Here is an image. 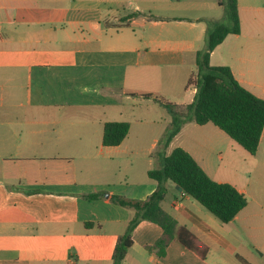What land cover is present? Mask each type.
<instances>
[{
	"label": "crops",
	"instance_id": "obj_1",
	"mask_svg": "<svg viewBox=\"0 0 264 264\" xmlns=\"http://www.w3.org/2000/svg\"><path fill=\"white\" fill-rule=\"evenodd\" d=\"M176 4L193 13L152 14L171 0H0V264H112L134 211L110 197L145 200L157 186L148 172L176 147L247 205L224 224L168 182L163 210L206 257L176 240L148 252L162 230L142 221L122 264H264V129L254 155L194 122L164 146L171 116L159 100L193 101L206 21L224 13L213 0ZM237 7L240 33L209 64L264 100V0ZM108 122L130 125L118 146L102 145Z\"/></svg>",
	"mask_w": 264,
	"mask_h": 264
},
{
	"label": "trees",
	"instance_id": "obj_2",
	"mask_svg": "<svg viewBox=\"0 0 264 264\" xmlns=\"http://www.w3.org/2000/svg\"><path fill=\"white\" fill-rule=\"evenodd\" d=\"M223 16L218 21H206L207 29L204 48L196 54L197 72L193 84L196 92L193 101L186 106L160 101L159 103L171 116V122L163 137L164 146H168L188 122L197 125L212 124L226 134L249 154L258 149L264 129V100L245 90L233 77L228 67H213L209 64L213 50L228 35L240 33L237 0H221ZM127 122H108L103 127L102 145L115 147L122 143L129 132ZM148 177L156 182V190L145 200H131L120 196H111L115 204L134 211L125 232L118 237L112 264H122L132 246V234L136 226L147 221L162 230V236L148 252L163 256L173 240L204 259L207 248L198 244L194 235L163 210L161 203L166 197L168 182L197 202L220 222H231L246 205V197L227 183L213 181L193 159L180 147L174 148L161 159L157 169L150 170ZM86 198L102 197V194L86 195ZM91 227V223H86Z\"/></svg>",
	"mask_w": 264,
	"mask_h": 264
},
{
	"label": "rangeland",
	"instance_id": "obj_3",
	"mask_svg": "<svg viewBox=\"0 0 264 264\" xmlns=\"http://www.w3.org/2000/svg\"><path fill=\"white\" fill-rule=\"evenodd\" d=\"M62 1V3H68V2H70L71 3V0H61ZM178 1H181V2H193V1H197V0H171V2L174 4L173 6H168V7H152L151 8V12H152V14H154V15H159V14H161V15H166V16H173V15H185V14H192L193 13V11L192 10H189V9H186V8H184V7H182V6H178L176 3L178 2ZM206 1H210V0H206ZM213 1H221V0H213ZM221 9V11H222V13L224 12V8L223 7H221L220 8ZM121 14H123V13H121ZM227 137V136H226ZM101 194H102V197L103 198H106L107 197V195H108V193H106L105 191H103V192H101ZM257 197H258V199L259 200H261L262 201V203H264V192L263 193H258L257 194ZM197 205H199V204H197ZM199 207H201L200 205H199ZM201 209H203V211H205L206 213H208V215H211L209 212H207L204 208H202L201 207Z\"/></svg>",
	"mask_w": 264,
	"mask_h": 264
}]
</instances>
